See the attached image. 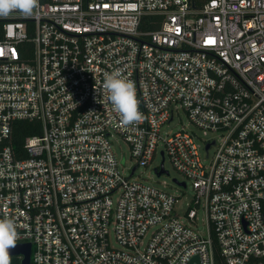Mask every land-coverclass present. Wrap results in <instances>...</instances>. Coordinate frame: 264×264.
Masks as SVG:
<instances>
[{
	"label": "built area",
	"instance_id": "1",
	"mask_svg": "<svg viewBox=\"0 0 264 264\" xmlns=\"http://www.w3.org/2000/svg\"><path fill=\"white\" fill-rule=\"evenodd\" d=\"M117 70L144 117L128 127L103 87ZM178 111L213 134L204 157L193 133H162ZM24 120L41 133L17 159ZM158 153L191 186L183 217L137 174ZM3 218L31 264H264V0H39L0 17Z\"/></svg>",
	"mask_w": 264,
	"mask_h": 264
},
{
	"label": "clouds",
	"instance_id": "2",
	"mask_svg": "<svg viewBox=\"0 0 264 264\" xmlns=\"http://www.w3.org/2000/svg\"><path fill=\"white\" fill-rule=\"evenodd\" d=\"M39 8V0H0V17L13 13L31 17ZM103 87L113 111L119 114L121 126L138 124L144 117L139 110L135 84L120 71L104 74ZM17 226L11 218L0 219V264H11L9 250L15 248L18 240Z\"/></svg>",
	"mask_w": 264,
	"mask_h": 264
},
{
	"label": "rangeland",
	"instance_id": "3",
	"mask_svg": "<svg viewBox=\"0 0 264 264\" xmlns=\"http://www.w3.org/2000/svg\"><path fill=\"white\" fill-rule=\"evenodd\" d=\"M181 129H185L188 132L193 133L196 136V141L200 144V154L204 157L203 144L205 141L210 140L213 134L208 133L204 135L199 129H197L193 124H191L183 111H178L174 115L173 121L162 129V133H175ZM112 146L114 153L120 162L124 166L125 171L128 173L127 169L132 168L135 165L134 159L131 157L128 145L116 134L112 133ZM209 157L212 158L213 149L209 152ZM162 162V157L158 153L154 158L150 166L140 168L137 174L141 175L153 186L161 187L168 191L169 193L175 194L178 197V203L175 205V211L180 217H183L187 205L190 203L193 192L190 184H187L186 189H179L174 180L178 183L183 182V178L173 169L169 159L164 157L163 167L168 172L161 176H157L154 172L156 167H159ZM201 223H199V226ZM113 243V241H112ZM114 244V243H113Z\"/></svg>",
	"mask_w": 264,
	"mask_h": 264
},
{
	"label": "trees",
	"instance_id": "4",
	"mask_svg": "<svg viewBox=\"0 0 264 264\" xmlns=\"http://www.w3.org/2000/svg\"><path fill=\"white\" fill-rule=\"evenodd\" d=\"M41 133V124L38 121H17L13 123L6 144L13 151L17 159L25 158L23 143L27 137ZM19 258H11V264H19Z\"/></svg>",
	"mask_w": 264,
	"mask_h": 264
},
{
	"label": "water",
	"instance_id": "5",
	"mask_svg": "<svg viewBox=\"0 0 264 264\" xmlns=\"http://www.w3.org/2000/svg\"><path fill=\"white\" fill-rule=\"evenodd\" d=\"M209 145L205 147V150H208ZM162 174H167V172L163 169V164L160 166V170L157 172V176ZM176 183V180H174ZM180 186H184L183 183L179 184ZM9 254L11 258H19V264H31V245L28 244H17L15 248L9 250Z\"/></svg>",
	"mask_w": 264,
	"mask_h": 264
}]
</instances>
